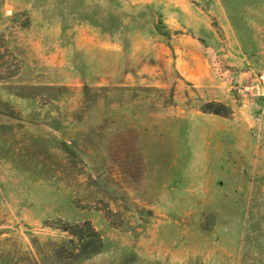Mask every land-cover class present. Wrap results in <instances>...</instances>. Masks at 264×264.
<instances>
[{"label": "rangeland", "instance_id": "1", "mask_svg": "<svg viewBox=\"0 0 264 264\" xmlns=\"http://www.w3.org/2000/svg\"><path fill=\"white\" fill-rule=\"evenodd\" d=\"M0 264H264V0H0Z\"/></svg>", "mask_w": 264, "mask_h": 264}, {"label": "trees", "instance_id": "2", "mask_svg": "<svg viewBox=\"0 0 264 264\" xmlns=\"http://www.w3.org/2000/svg\"><path fill=\"white\" fill-rule=\"evenodd\" d=\"M66 232L76 238V249L82 257H90L100 253L103 248V239L91 222L67 226Z\"/></svg>", "mask_w": 264, "mask_h": 264}]
</instances>
